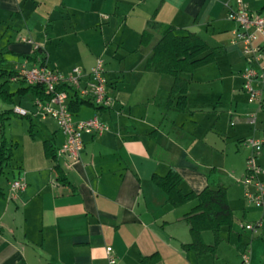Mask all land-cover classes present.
Instances as JSON below:
<instances>
[{
  "label": "crops",
  "instance_id": "1",
  "mask_svg": "<svg viewBox=\"0 0 264 264\" xmlns=\"http://www.w3.org/2000/svg\"><path fill=\"white\" fill-rule=\"evenodd\" d=\"M244 1L264 14V0ZM236 2L0 0V69H15L36 48L43 50L50 68L62 72L72 68L62 51L80 56L84 69L106 57L115 98L110 109L87 105L92 111L82 119L99 114L110 129L85 135L80 160L59 159L69 184L56 180L55 162L44 149L43 156L34 155L33 147L19 163V175L0 184L6 194L0 199V264H110L108 247L116 264H141L142 256L153 253H159L164 264H228L227 243L240 259L247 238L250 264H264V207L260 216L249 218L254 207L245 204L236 217V207L245 201L240 179L250 153L243 140L264 138V85L254 80L260 98L249 102L242 76L247 63L241 45L234 42L237 24L228 17L227 4ZM152 18L173 25L178 34L194 32L225 51L216 61L183 74L189 79L184 111L168 103L174 77L146 67L160 38L155 33L149 45L140 44ZM254 67L264 74V44ZM81 110L76 120H82L76 118ZM29 113L34 133H46L44 140L54 139L58 148L64 135L56 121ZM250 114L255 124L248 121ZM258 163L264 167V151ZM214 167L219 183L228 189L234 225L223 231L215 256L200 255L182 247L192 241L186 215L197 201L172 207L152 177L175 168L183 177V190L199 193ZM19 178L27 186L16 193L11 183ZM261 178L264 181V173ZM236 218L240 226L259 222L255 234L236 229ZM210 232H203L208 244L214 242Z\"/></svg>",
  "mask_w": 264,
  "mask_h": 264
},
{
  "label": "trees",
  "instance_id": "2",
  "mask_svg": "<svg viewBox=\"0 0 264 264\" xmlns=\"http://www.w3.org/2000/svg\"><path fill=\"white\" fill-rule=\"evenodd\" d=\"M155 33L160 35L153 46L152 53L146 61V67L159 74H168L174 77V83L169 93L168 103L176 104V109L184 111L187 106V93L189 79L183 74L193 73L197 68L212 63L222 56L225 51L222 47H212L198 34L189 32L181 35L176 32L173 25L161 23L154 18L148 21V28L141 33L140 44L149 45L154 39ZM30 62L46 64V56L41 48H36L32 54L24 56ZM0 101L10 106H15L17 96L31 94L34 99L39 98L47 102L52 94L46 91L42 84L27 85L24 80L19 79L18 87L11 89L10 77L16 74L14 69L1 68ZM91 105L77 94L71 95L70 109L78 113L82 106ZM92 106V105H91ZM98 110V109H97ZM12 114L26 117L30 122L29 132L34 137V123L32 115H21L14 109H0V175L4 173V164L12 158V147L10 146L4 128ZM45 156L55 162L53 168L56 180L62 184H69L67 177L59 164L57 157V146L54 139L43 141ZM219 172L217 168H211L207 173V186L199 193L182 188L183 177L175 169L171 168L167 174H154L153 182L168 196L167 203L172 207H181L189 202L197 201V204L186 215L190 226L192 241L183 244L185 250L194 251L197 254H217L219 244L224 240L223 231L231 230L234 225V212L228 200L227 187L219 183ZM6 196L0 187V199ZM257 227L259 222L256 223ZM1 230V229H0ZM204 231H211L214 242L208 244L203 238ZM141 264H164L159 253L142 256Z\"/></svg>",
  "mask_w": 264,
  "mask_h": 264
},
{
  "label": "built area",
  "instance_id": "3",
  "mask_svg": "<svg viewBox=\"0 0 264 264\" xmlns=\"http://www.w3.org/2000/svg\"><path fill=\"white\" fill-rule=\"evenodd\" d=\"M227 8L228 17L237 24L234 42L241 45V52L247 63L242 73L243 89L248 96V101L253 103L260 98V90L255 88L254 80L260 79L264 85V74H259L254 67V63L259 60L263 50L264 14L251 10L244 0H237L235 6L228 3ZM14 70L16 74L10 77L11 82L21 79L27 85L42 84L46 91L52 94V98L47 102L35 98L36 111L32 114L41 119L53 118L64 135V141L57 148L58 160L68 159L73 162L80 160L85 135L96 136L110 129L109 124L102 120L99 114L88 119L76 120L75 113L70 109L71 95L74 94L99 111L114 106L115 98L109 90L103 59L98 58L90 69L74 66L67 72L50 68L47 63L41 64L25 59ZM14 111L21 115L30 114L29 111L18 106ZM247 119L251 124H255V115L250 114ZM243 143L250 149L245 174L240 179L245 188L244 198L250 204L264 207V181L261 178L264 167L258 163V158L264 151V138L250 136L244 139ZM26 186V182L21 178L11 183V189L16 193L23 191ZM241 228L255 231L257 224L245 222L241 224ZM107 255L109 263L116 264L111 247L107 248ZM241 258V264H250V255L247 251L241 254Z\"/></svg>",
  "mask_w": 264,
  "mask_h": 264
},
{
  "label": "rangeland",
  "instance_id": "4",
  "mask_svg": "<svg viewBox=\"0 0 264 264\" xmlns=\"http://www.w3.org/2000/svg\"><path fill=\"white\" fill-rule=\"evenodd\" d=\"M64 57V59L66 60H70L71 64L69 65L70 67L73 66H80L81 67V63H80V59L81 57L78 55H70V54H66L65 51H62ZM59 56V55H58ZM7 59H9L8 57H6ZM104 60L106 59V57H103ZM108 58V57H107ZM3 78H1V71H0V82H3ZM18 87V83L16 82H12L11 83V89L15 90ZM16 98V105L15 106H10L8 104H5L3 102L0 101V109H15L16 106L25 109L26 111L29 112H35L36 108L34 105V97L31 94H27V95H23V96H17ZM92 111L91 107L84 105L82 107L81 113H79L76 118L78 119H82L85 118V116L88 115V113H90ZM39 121V118H37ZM38 123V122H37ZM40 123V122H39ZM57 125V124H56ZM29 126H30V122L28 120V118L26 117H22V116H18L15 114H12L9 118V120L7 121L5 128H4V133L6 135V138L10 144V146L12 147V158L11 160H9L7 162V164H4V173L0 175V184H6L8 179H12L15 176L17 177L19 175V163L22 162V159L25 156V153L27 151H29L31 149V147H33V151H34V155L37 154V156L42 155L43 156V141L45 139V135L46 133L40 132V130H36V132L34 133V137L31 136L30 132H29ZM62 139V135L59 133L57 136L56 141L59 143ZM36 160V158L34 159V161ZM247 160V159H246ZM239 180V179H238ZM237 180V181H238ZM237 187L239 190H241L242 184H238L237 183ZM252 205L254 207L253 210L250 209V214H249V218H253V217H257L260 216V211L263 207H259L253 204H249L246 200L242 201L238 207H236L237 209V213H236V217L240 216V212L243 210L242 206L243 205ZM256 207V208H255ZM253 216V217H252ZM253 223V222H251ZM235 228L236 229H241L240 226V219L236 218L235 219ZM225 233V232H224ZM246 233H253L255 234V231L253 230H246ZM210 234L212 235V233L210 232ZM233 237V236H232ZM264 237V236H263ZM248 240H250V238L246 239V241L242 244L244 247L242 248V252L247 251L248 255H250V251H251V243H246ZM249 242V241H248ZM226 252L229 255L228 258V264H237V262L240 260V264H241V257L240 259L237 256V253H235L232 250V247L230 244L227 243L226 246Z\"/></svg>",
  "mask_w": 264,
  "mask_h": 264
}]
</instances>
